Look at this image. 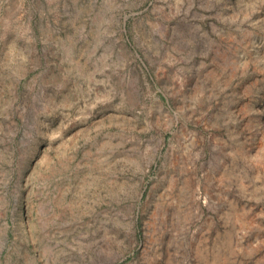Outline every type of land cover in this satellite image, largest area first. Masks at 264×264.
Listing matches in <instances>:
<instances>
[{"label": "rangeland", "instance_id": "rangeland-1", "mask_svg": "<svg viewBox=\"0 0 264 264\" xmlns=\"http://www.w3.org/2000/svg\"><path fill=\"white\" fill-rule=\"evenodd\" d=\"M0 264H264V0H0Z\"/></svg>", "mask_w": 264, "mask_h": 264}]
</instances>
